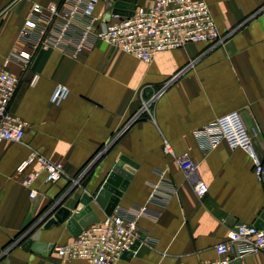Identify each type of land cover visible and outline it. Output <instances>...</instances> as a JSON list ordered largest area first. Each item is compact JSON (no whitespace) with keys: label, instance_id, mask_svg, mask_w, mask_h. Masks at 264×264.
I'll return each mask as SVG.
<instances>
[{"label":"crops","instance_id":"1","mask_svg":"<svg viewBox=\"0 0 264 264\" xmlns=\"http://www.w3.org/2000/svg\"><path fill=\"white\" fill-rule=\"evenodd\" d=\"M113 1L98 0L94 13L106 15ZM203 1L219 34H230L216 47L188 43L146 64L97 43L79 58L46 48L29 64L9 63L19 80L10 109L28 127L22 143H0V264H86L38 254L23 243L60 208L70 215L83 209L82 195L94 199L121 155L137 168L113 213L134 218L143 241L116 264H202L217 259L214 247L233 225L264 227V182L250 158L225 143L204 154L194 136L237 111L264 166V0ZM62 2L0 0V62L25 48L19 33L34 4ZM57 86L68 94L53 105ZM143 102H150L149 113L139 114ZM32 150L62 165L58 182L45 183L41 173L29 187L20 183L16 168ZM183 160L206 184L202 198L182 170ZM89 205L99 222L106 217L93 200ZM68 219L43 231L40 242L48 248L72 239ZM235 264H264V251Z\"/></svg>","mask_w":264,"mask_h":264},{"label":"built area","instance_id":"2","mask_svg":"<svg viewBox=\"0 0 264 264\" xmlns=\"http://www.w3.org/2000/svg\"><path fill=\"white\" fill-rule=\"evenodd\" d=\"M97 3L98 0H63L60 6L43 8L34 4L31 7L19 33V40L25 48L10 53L0 62V143H22L28 127L10 109L19 86L18 78L8 70L11 61L29 64L39 49L46 48L79 58L95 44L104 43L149 64L157 53L180 49L188 43L216 47L230 36L219 34L209 6L203 0H150L147 6L136 2L132 16L111 15L108 21H104V14L94 13ZM67 94L65 87L57 86L50 103L59 104ZM149 106L150 102H143L139 114L149 113ZM194 136L204 154L220 143H225L231 150L241 149L252 161L256 178L263 180V162L237 111L224 114L213 123L197 129ZM164 151L172 154L166 143ZM184 161L179 164L186 177L194 182L196 196L202 198L207 186L196 179L195 169ZM16 172L23 175L20 183L25 187H29L41 173H44V181L48 184L58 182L63 176L61 164L49 161L34 150L18 165ZM29 196L34 198L36 192L31 190ZM142 241L143 236L134 218L113 213L96 224L86 226L65 244L52 246V252L63 261L116 264L125 253L133 254ZM214 250L217 259L202 264H235L248 255L264 251V228L235 224Z\"/></svg>","mask_w":264,"mask_h":264},{"label":"water","instance_id":"3","mask_svg":"<svg viewBox=\"0 0 264 264\" xmlns=\"http://www.w3.org/2000/svg\"><path fill=\"white\" fill-rule=\"evenodd\" d=\"M136 2L137 0H114L113 2H109L107 5L108 12L104 17V21H108L111 15L121 17L132 16ZM136 168L137 165L133 161L128 159L126 156L121 155L114 163L111 171L105 179V182L94 199L86 194H83L79 203L82 205L83 209H79V207H77L76 211L71 215L70 212L64 208H60L54 212L37 231H35L32 235H29V233L26 235H29V237L23 243V248H29L38 254H44V252L47 253V251L48 253H52V245L47 248L48 245L40 242L41 234L43 231H49L53 226L62 223L67 218L69 219L65 225V229L73 237L79 235L82 229L86 226L98 223L99 219L89 205L92 200L102 209L104 216L112 215L118 204L119 197L125 190L128 181L131 179L134 169ZM260 219L264 220V211ZM257 228L264 227L260 225L259 222ZM136 247L137 244L134 246V249H136ZM130 256L131 253H125L122 257L127 258Z\"/></svg>","mask_w":264,"mask_h":264}]
</instances>
